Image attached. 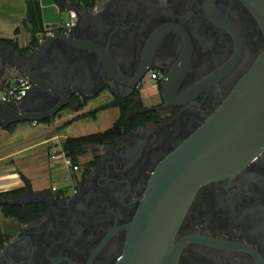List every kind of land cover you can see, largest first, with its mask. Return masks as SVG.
<instances>
[{"label": "flooded vegetation", "instance_id": "af4514ba", "mask_svg": "<svg viewBox=\"0 0 264 264\" xmlns=\"http://www.w3.org/2000/svg\"><path fill=\"white\" fill-rule=\"evenodd\" d=\"M72 8L78 13L68 32L59 23L38 34L65 35L31 68L50 87L33 85L17 108L45 112L65 89L69 104L50 118L93 102V120L112 111L115 122L128 107L139 125L91 146L69 187L13 188L0 203L30 211L19 217L0 205V264H115L157 166L216 112L264 50L241 0H96ZM29 46L2 47L11 52L3 60L21 69L14 75L25 71ZM173 244L176 264H264V149L240 171L199 187Z\"/></svg>", "mask_w": 264, "mask_h": 264}, {"label": "water", "instance_id": "95a60500", "mask_svg": "<svg viewBox=\"0 0 264 264\" xmlns=\"http://www.w3.org/2000/svg\"><path fill=\"white\" fill-rule=\"evenodd\" d=\"M241 1L264 34V0ZM59 36L65 37L58 29L39 40L28 53L32 57L25 71L15 77L29 78L35 89L49 86L47 80L33 75L31 68L51 40ZM13 69L21 70L17 65ZM61 93L62 101L45 112L24 111L17 108L19 102L0 101V124L43 121L56 115L70 102L67 91ZM263 149L264 50L216 112L157 166L139 210L127 226L125 250L115 264H176L173 239L199 187L240 171Z\"/></svg>", "mask_w": 264, "mask_h": 264}, {"label": "crops", "instance_id": "0c3cea01", "mask_svg": "<svg viewBox=\"0 0 264 264\" xmlns=\"http://www.w3.org/2000/svg\"><path fill=\"white\" fill-rule=\"evenodd\" d=\"M54 1V0H53ZM45 3L41 0V5L43 9V17H44V23L46 26H52L56 27V24L53 25L54 22H47L45 19ZM52 4V3H51ZM26 0H0V38H10V39H17L19 41L20 47L28 46L31 42V37L23 43L21 41L22 34L19 32L18 26L22 22L24 23V20L26 18ZM11 12V16L7 17L3 12ZM17 14L19 15V21L17 19ZM11 24H15V32H13ZM19 24V25H18ZM25 25V23H24ZM13 32V33H11ZM19 32V33H16ZM31 35V34H30ZM0 46H8L3 45L0 43ZM11 48V46H9ZM3 57L0 58V88L10 79H13L15 77L13 73V63L5 62L3 58L9 57L11 55L10 49H2ZM93 102H89L83 109L81 110H71L72 113L68 114L67 119L63 121V118H59L58 116L54 118L51 122H45V121H32L33 126L35 127H42L41 132H38L36 134H26L20 135V136H35L34 139L28 140V142L18 144L14 140H10L9 136H14V131L17 129V126L14 128V130H8L4 125H0V164L9 163L5 166L0 167V191H5L9 189H13L16 187H21L24 185V181L21 178L18 171H22L32 182V186L35 190H42L44 188L49 187V184L44 185V179L42 177L34 178L30 174L31 167L29 165L30 157L27 158L23 154L31 151L32 149H36L38 146L47 145L46 151L44 155H46L49 159V162L47 163L49 169H51L52 166H54L56 163H53V160H55L54 153H56L58 150V144L54 141L58 139L59 136H63L59 131L60 127L63 125V123L66 120L72 119L73 117H76L77 115H80L82 113H85L89 109H91V104ZM82 119H91V117H85ZM80 120V119H79ZM78 121V120H76ZM22 121H20L21 123ZM73 121L72 123H74ZM71 123V124H72ZM55 126V128L53 127ZM53 127V128H52ZM43 155V154H41ZM21 156V157H20ZM37 157V156H36ZM44 180V181H43Z\"/></svg>", "mask_w": 264, "mask_h": 264}, {"label": "rangeland", "instance_id": "374dc122", "mask_svg": "<svg viewBox=\"0 0 264 264\" xmlns=\"http://www.w3.org/2000/svg\"><path fill=\"white\" fill-rule=\"evenodd\" d=\"M45 4V19L47 22H54V24L63 23L68 19V15L66 13H62L59 6L56 5V3L53 0H42ZM52 3V4H51ZM7 17L11 16V12H3ZM19 15L17 14L16 21H19ZM20 25L18 26L19 32L22 34L21 41L24 43L25 40L29 39L31 37V33L29 30V27L27 24L24 25L22 22H18ZM13 32H15V24H11ZM11 32V33H13ZM16 32V33H19ZM151 88L153 86V82H150ZM97 101L96 103H98ZM101 102V101H100ZM90 106H93L92 104ZM72 109H65L63 110L58 117L63 118V121L67 119V115L71 114ZM88 112V111H87ZM116 112L107 111L103 112L100 115V119L98 121L95 120H89V119H80L78 121H75L72 124H69L68 126L64 128H60L59 132L63 136H59L58 139H56L54 142L58 144V151L54 153L53 163H56L54 166L49 169L46 167L49 162V159L46 155H44L46 151L47 145L38 146L36 149H32L31 151L23 154L27 158L30 157L29 165L31 167L30 174L34 178L42 177L44 179V185L49 184V186H57V187H69L73 181H74V174L73 170L67 166L65 162V152L63 151V143L64 140L68 137H77L85 134H90L94 132L104 131L108 129L113 123L115 119ZM74 118V117H73ZM67 121V120H66ZM17 129L14 131V136H9L10 140L16 141V143H27L28 140H32L35 138V136H20L26 134H36L38 132H41L42 127H35L32 124V121H22L19 122L17 125ZM15 126V127H16ZM14 127V128H15ZM55 128V126H53ZM52 127V128H53ZM13 128V130H14ZM33 141V140H32ZM91 151L87 150V155H84L80 158V162L84 164L90 157H91ZM43 154V155H41ZM37 156V157H36ZM21 157V156H20ZM6 164L3 162V164H0L1 166H5ZM0 166V167H1ZM1 215V213H0Z\"/></svg>", "mask_w": 264, "mask_h": 264}, {"label": "trees", "instance_id": "16d2710c", "mask_svg": "<svg viewBox=\"0 0 264 264\" xmlns=\"http://www.w3.org/2000/svg\"><path fill=\"white\" fill-rule=\"evenodd\" d=\"M54 2L57 6H59L61 12L65 13L68 9L75 6H80L81 4L92 5L96 2V0H54ZM26 5L27 10L24 23L27 24L31 33V42L29 45L35 46L39 42L38 34L41 32H45V23L41 0H26ZM0 43L3 45L15 47L17 49L20 47L19 41L17 39L0 38ZM30 46L26 49L30 48ZM85 103L86 102H82L76 108V110L82 109L86 105ZM130 111L131 109L128 107L122 108L121 116L108 129L104 131L66 138L62 146L65 155L70 157L75 165H79L80 158L87 153V150L91 146H94L95 144H102L129 134V132L134 127L139 125V113L130 118ZM93 113H95V111H88L77 115L76 117L65 121L60 128L62 129L78 119L89 117L93 115ZM53 119L54 118H47L43 121L51 122ZM19 122L20 121H15L4 127H6L8 130H13V128ZM18 173L25 183V186H23L20 190L32 188L31 180L22 171L19 170ZM16 192L17 190L14 189L0 192V201L9 195L15 194ZM0 205L3 206V209L7 214L13 213L18 215L19 217H21L23 213L30 211L29 209H26L20 205L11 204L9 202H1ZM14 208L16 209V211L14 210Z\"/></svg>", "mask_w": 264, "mask_h": 264}, {"label": "built area", "instance_id": "2783aa9c", "mask_svg": "<svg viewBox=\"0 0 264 264\" xmlns=\"http://www.w3.org/2000/svg\"><path fill=\"white\" fill-rule=\"evenodd\" d=\"M68 15V19L63 22V28L68 32L74 25L77 18V10L70 8L65 12ZM33 87L32 81L27 77H14L8 80L2 88H0V101L5 103H16L24 99L30 89ZM65 162L71 169H77V165L73 160L65 155Z\"/></svg>", "mask_w": 264, "mask_h": 264}]
</instances>
